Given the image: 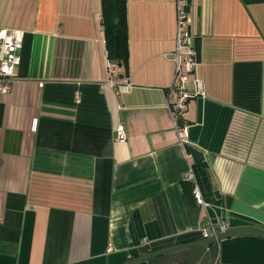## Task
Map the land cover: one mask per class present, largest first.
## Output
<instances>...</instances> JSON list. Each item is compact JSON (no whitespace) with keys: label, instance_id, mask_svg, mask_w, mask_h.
Returning a JSON list of instances; mask_svg holds the SVG:
<instances>
[{"label":"crops","instance_id":"0c3cea01","mask_svg":"<svg viewBox=\"0 0 264 264\" xmlns=\"http://www.w3.org/2000/svg\"><path fill=\"white\" fill-rule=\"evenodd\" d=\"M125 3L117 81L128 89L118 91L101 0H0V28L24 32L0 97V264H124L202 239L185 180L196 163L209 201L264 228V0H184L206 95L191 97L177 123L176 0ZM135 264H264V238L234 235Z\"/></svg>","mask_w":264,"mask_h":264},{"label":"built area","instance_id":"2783aa9c","mask_svg":"<svg viewBox=\"0 0 264 264\" xmlns=\"http://www.w3.org/2000/svg\"><path fill=\"white\" fill-rule=\"evenodd\" d=\"M176 34L175 48L171 54V60L175 65V75L172 89L176 93V99L169 106L176 123L181 120L188 110V101L191 97H204L205 90L202 81L197 76L198 59L195 47L191 44L188 33L189 16L185 11L184 0H176ZM24 32L20 29L0 28V97L6 95L15 79V69L20 64V51L23 45ZM120 67L111 63L108 66V84L118 91L128 89L127 81H117ZM192 84V91L189 85ZM42 87L43 83H39ZM178 137L181 142L186 141L187 127L177 124ZM119 142L125 140L121 126L115 130V138ZM193 169L185 175V180L192 184V195L202 208L203 219L198 230L202 238L224 232L233 226V217L230 210L220 204L211 202L204 197L200 184Z\"/></svg>","mask_w":264,"mask_h":264},{"label":"trees","instance_id":"16d2710c","mask_svg":"<svg viewBox=\"0 0 264 264\" xmlns=\"http://www.w3.org/2000/svg\"><path fill=\"white\" fill-rule=\"evenodd\" d=\"M126 0H101L105 40L108 57L113 64L126 66L127 62V23H126ZM181 121V120H179ZM193 171L204 196L208 200L214 197L207 191L209 188L208 176L203 164H195ZM215 201V200H214ZM218 201V200H217ZM244 219L233 218L232 224H248Z\"/></svg>","mask_w":264,"mask_h":264},{"label":"water","instance_id":"95a60500","mask_svg":"<svg viewBox=\"0 0 264 264\" xmlns=\"http://www.w3.org/2000/svg\"><path fill=\"white\" fill-rule=\"evenodd\" d=\"M243 234H253V236L258 235L264 238V228L260 226H255V225H241L240 227L232 226L229 229H226V231L224 232H217L215 235L207 237V238H202L200 240L184 243L182 245H177V246H173L170 248L135 256L127 260L124 264H135L139 261H144V260L150 259L158 255L167 254V253L174 252V251L184 249V248H188L191 246H197V245L208 246L213 243L219 242L220 240L224 238L227 239V237H230V236L243 235Z\"/></svg>","mask_w":264,"mask_h":264}]
</instances>
